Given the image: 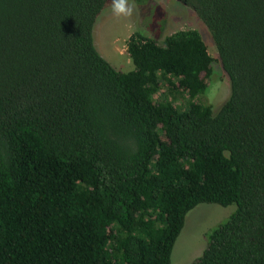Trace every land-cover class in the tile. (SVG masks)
Masks as SVG:
<instances>
[{
  "label": "trees",
  "instance_id": "1",
  "mask_svg": "<svg viewBox=\"0 0 264 264\" xmlns=\"http://www.w3.org/2000/svg\"><path fill=\"white\" fill-rule=\"evenodd\" d=\"M182 2L230 80L216 114L198 30L133 34L121 72L111 0H0V264H173L200 204L237 209L191 264H264V0Z\"/></svg>",
  "mask_w": 264,
  "mask_h": 264
},
{
  "label": "rangeland",
  "instance_id": "2",
  "mask_svg": "<svg viewBox=\"0 0 264 264\" xmlns=\"http://www.w3.org/2000/svg\"><path fill=\"white\" fill-rule=\"evenodd\" d=\"M131 3L134 12L130 18L115 17L111 4L99 15L94 28V40L100 54L117 70L129 72L134 69V64L127 52V45L133 34L141 33L162 43L168 35L178 30H198L209 54L215 59L214 75L204 100L216 114L229 99L231 86L218 61L216 46L205 24L182 1L153 0L143 7L134 0ZM236 209V205L224 207L218 204H200L190 211L175 243L172 263L191 264L202 256L209 244L210 234L225 224Z\"/></svg>",
  "mask_w": 264,
  "mask_h": 264
},
{
  "label": "clouds",
  "instance_id": "3",
  "mask_svg": "<svg viewBox=\"0 0 264 264\" xmlns=\"http://www.w3.org/2000/svg\"><path fill=\"white\" fill-rule=\"evenodd\" d=\"M111 11L117 18H130L133 15L134 7L131 0H111Z\"/></svg>",
  "mask_w": 264,
  "mask_h": 264
},
{
  "label": "water",
  "instance_id": "4",
  "mask_svg": "<svg viewBox=\"0 0 264 264\" xmlns=\"http://www.w3.org/2000/svg\"><path fill=\"white\" fill-rule=\"evenodd\" d=\"M177 1H182V0H177Z\"/></svg>",
  "mask_w": 264,
  "mask_h": 264
}]
</instances>
